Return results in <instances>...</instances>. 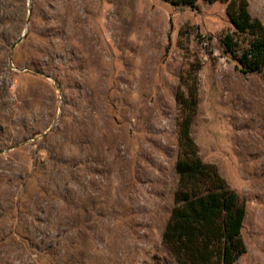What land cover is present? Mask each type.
Listing matches in <instances>:
<instances>
[{"label":"rangeland","instance_id":"1","mask_svg":"<svg viewBox=\"0 0 264 264\" xmlns=\"http://www.w3.org/2000/svg\"><path fill=\"white\" fill-rule=\"evenodd\" d=\"M196 5L0 0V264H180L163 235L192 79L198 155L246 207L234 264H264V67L224 51L252 40L229 3Z\"/></svg>","mask_w":264,"mask_h":264},{"label":"trees","instance_id":"2","mask_svg":"<svg viewBox=\"0 0 264 264\" xmlns=\"http://www.w3.org/2000/svg\"><path fill=\"white\" fill-rule=\"evenodd\" d=\"M198 1L180 0L182 9L196 8ZM208 1L229 3L233 11L231 18L238 31L252 37L250 48L242 55L236 51L232 38L222 41L224 51L246 73L264 67L263 27L260 23L250 22L246 1L240 0L238 4H233V0ZM191 77V73L187 74L186 79L191 80ZM197 93L198 81L192 79L187 93L178 97L179 152L175 172L179 177V187L163 241L180 264H234L247 252L242 237L246 207L219 170L204 163L198 155V148L191 138L198 108Z\"/></svg>","mask_w":264,"mask_h":264},{"label":"water","instance_id":"3","mask_svg":"<svg viewBox=\"0 0 264 264\" xmlns=\"http://www.w3.org/2000/svg\"><path fill=\"white\" fill-rule=\"evenodd\" d=\"M21 41V40H20Z\"/></svg>","mask_w":264,"mask_h":264}]
</instances>
